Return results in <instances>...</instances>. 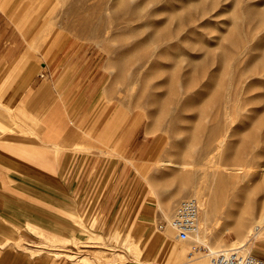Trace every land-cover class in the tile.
<instances>
[{"label": "rangeland", "instance_id": "rangeland-1", "mask_svg": "<svg viewBox=\"0 0 264 264\" xmlns=\"http://www.w3.org/2000/svg\"><path fill=\"white\" fill-rule=\"evenodd\" d=\"M10 40L21 47L19 59L2 73L78 72L54 86L61 93L74 87L69 100H76L84 141L94 140L113 113L118 141L133 125V155L120 143L111 153L131 179L116 212L133 198V218L116 227L89 219L87 210L88 224L80 226L89 239L60 258L209 264V251L251 238L243 251L264 260V234L250 236L264 225V0H0V56ZM15 123L12 109L0 104V131ZM79 147L96 152L91 142ZM191 189L212 207L199 226L206 241H180L173 229L162 246L154 236H165L179 203L195 197Z\"/></svg>", "mask_w": 264, "mask_h": 264}, {"label": "crops", "instance_id": "crops-1", "mask_svg": "<svg viewBox=\"0 0 264 264\" xmlns=\"http://www.w3.org/2000/svg\"><path fill=\"white\" fill-rule=\"evenodd\" d=\"M4 46L8 48L0 56V84L8 85L0 90V104L12 109L16 125L0 131V264H74L72 258L59 255L76 253L77 240L89 239L80 226L87 210L89 219L99 216L105 223L119 222L118 226L133 218V198L125 210L116 212L117 205L125 202L122 190L131 179L129 168L125 179L124 166L115 160L119 155H112L119 143L125 155H133L129 153L133 125L128 128L126 120L127 130L118 141L120 123L113 113L103 125L100 118L95 121L97 128L100 124L97 137L84 141L78 133L76 100H69L74 87L67 84L61 93L54 86L59 76L75 79L78 72L49 68L42 73L34 69L2 73L18 61L16 50L21 48L15 40ZM91 109L86 114L93 120ZM90 142L96 152L87 155L77 150Z\"/></svg>", "mask_w": 264, "mask_h": 264}, {"label": "built area", "instance_id": "built-area-1", "mask_svg": "<svg viewBox=\"0 0 264 264\" xmlns=\"http://www.w3.org/2000/svg\"><path fill=\"white\" fill-rule=\"evenodd\" d=\"M200 203L195 197H188L182 200L176 208L171 225L176 231L177 238L186 242L193 236L198 235L200 224ZM168 224V223H166ZM166 225H161L163 229ZM191 255H194L190 253ZM209 264H264L250 252H244L241 248H231L224 251L210 252Z\"/></svg>", "mask_w": 264, "mask_h": 264}, {"label": "bare ground", "instance_id": "bare-ground-1", "mask_svg": "<svg viewBox=\"0 0 264 264\" xmlns=\"http://www.w3.org/2000/svg\"><path fill=\"white\" fill-rule=\"evenodd\" d=\"M226 118H228V117H226ZM225 140H226V138H222L221 139V141H220V145L219 146H222V144L225 142ZM214 155H215V153L214 154H212V157H214ZM187 165H189V163H184V165H183V167L184 166H187ZM222 167V166H221ZM221 167H219V169L221 168ZM225 168H227V167H225ZM225 177L226 176H224V174H223V172H219L218 173V178H220V181H222L223 182V180H224V182L226 181L225 180ZM222 182L221 183H218L217 184V188L219 189V188H221L222 186H223V184H222ZM191 195H194L198 200H199V203H200V220H199V224H204V221H208V217H210V213H211V211H212V207H211V205L205 200V198H204V196L202 195V192H201V190L199 191V190H195V189H191V191L189 192ZM169 220H171V219H169ZM260 224H261V222L259 223V224H257L256 225V227H254L253 228V231H252V233H251V235L250 236H252L253 238H258V239H260L261 237V235L262 234H264V225L262 224L261 226H260ZM160 229V228H159ZM200 231H201V229H200ZM172 232H173V227H172V225H171V221H169L168 222V225H167V230H166V234H165V236H159V237H155L154 236V239H155V241H157V242H160L161 244H162V246L163 245H166L167 243H168V239L167 238H169L170 236H171V234H172ZM176 232V231H175ZM198 235H196V236H198L199 237V239L201 240V241H206V240H204V235L202 236L201 234H200V232H198L197 233ZM204 234V233H203ZM263 236V235H262ZM194 237V236H193ZM260 237V238H259ZM251 240V238H249V239H247L245 242H243V244L241 245V246H239L238 248H241V250L243 251V250H245L246 249V245L249 243V241ZM203 244V243H202ZM206 244V243H205ZM204 244V245H205ZM222 244V243H221ZM225 244V243H224ZM207 245V244H206ZM222 246H224L223 244H222ZM245 248V249H244ZM209 250H210V247H209ZM259 250H261V249H259ZM177 255V254H176ZM179 255H180V253H179ZM173 256V255H172ZM206 256H208V255H206ZM178 257V256H177ZM176 256H175V258H177ZM260 258V257H259ZM200 264V263H199Z\"/></svg>", "mask_w": 264, "mask_h": 264}]
</instances>
